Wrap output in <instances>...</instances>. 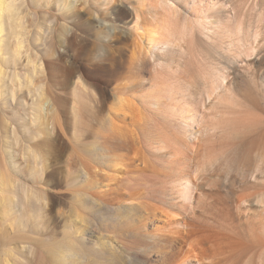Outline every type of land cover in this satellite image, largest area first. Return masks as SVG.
Segmentation results:
<instances>
[{"label": "rangeland", "instance_id": "374dc122", "mask_svg": "<svg viewBox=\"0 0 264 264\" xmlns=\"http://www.w3.org/2000/svg\"><path fill=\"white\" fill-rule=\"evenodd\" d=\"M7 1L9 18L1 34L8 46L0 50V69L8 80L7 86L0 85V164L5 158L9 174L0 167V182L9 175L11 199L21 205L27 233L24 246L11 243L10 263L25 258L38 264L39 253V264H200L188 243L200 236L207 249L212 245L201 264H264V179L247 177V200L204 184L177 203L182 209L164 206L153 200L150 189L159 186L152 176L168 155L160 146H148L138 133V126L152 119L149 123L158 124L154 128L170 145H202L201 163L216 158L225 167L223 175L253 158L264 145V0H167L171 5H165L166 11L154 1L161 5L157 15L151 13L158 23L152 15L154 25L145 28L157 24L151 31L171 35L169 40L176 43L158 54V73L151 62L147 65L153 70L146 66L150 71L143 73L147 78L160 75L155 77L160 82H147L142 91L154 90L159 106H150L138 93L128 92L121 100L120 93L112 92L107 107L94 118L77 98L87 94L88 104V92L94 90L87 73L69 88L60 87L59 81L72 60L103 52L107 32L89 24L102 0ZM122 18L131 21V16ZM65 36L71 40L64 42ZM146 39L130 36L133 45L129 41L122 50L125 66L134 62L132 56ZM119 47L112 44L115 55ZM73 88L76 100L70 94ZM65 89L70 95L61 112L57 102ZM112 131L125 141L122 148L105 142ZM18 185L23 190L16 193ZM213 191L220 194L217 200ZM171 216L188 222L176 240L165 235L170 228L182 229L168 222ZM7 229L15 235L16 221ZM72 248L77 256H62ZM4 258L0 255V261Z\"/></svg>", "mask_w": 264, "mask_h": 264}, {"label": "bare ground", "instance_id": "6f19581e", "mask_svg": "<svg viewBox=\"0 0 264 264\" xmlns=\"http://www.w3.org/2000/svg\"><path fill=\"white\" fill-rule=\"evenodd\" d=\"M80 1L81 0H76V2H80ZM154 1H157V0H134V2H130L128 0H102L100 2L101 8L97 7V9H95V11H92L93 13L90 14V15H92V19H91V23H89V24L94 26V27H97L98 32L101 31L100 33H102V31L107 32V35L102 33L106 36L104 38H106L107 43L101 44V45L99 44L100 47L103 49V52H101L99 54H94V53L92 54L89 52L88 55L85 54L86 56H84V57L82 56L83 58L80 61L72 60L70 62V66H67L65 71H62L63 73L60 74L61 75V82L59 81V83H61L60 87L65 88V85H66V87L69 88V84L73 83L74 80H80V81L82 80L83 81L82 77L85 76L84 74L87 73L88 79L91 80V82H89L88 84L94 86V90L92 89L94 92H92V90H91V92H88V101L89 102L87 104L84 101L87 98L86 97L87 94H86V96H84V94L83 95H77L78 96L77 97V96H75L78 93V92L77 93L75 92L76 89H74V88L71 89V91H72L71 93H70V91H67L68 89H65L63 91L64 94L62 93L63 95L60 93L62 95L60 98L56 95V97H58L57 103H58L59 111H61V112L64 111V109L66 107V102L69 100L70 94H71V96L73 94L72 98L75 100L77 98L81 99L82 109L83 110L88 109V117H91V118L96 117L98 114H100V112H102L107 107L108 95L111 94L112 92L113 93L114 92L120 93L122 95L121 100H124L123 95H126V93H128V92L132 93L133 95H135V93H138L139 95H137V96L139 98H143V100L148 102L150 104V106H153L155 108H157L159 106L160 103L156 101V96H153V94H152L154 92V90H152V92H150L148 94H144L142 91H144L143 89H144V86L147 84V82H149L152 85H156V82L158 81V80L155 81V77H157V73H158L157 72L158 69H156V68H158V66L155 68H154V66L156 63H159L161 61V60H158L159 55H160L159 53L161 52V55H163L164 53L162 54V52L167 51V49L171 43H172V46H174L173 44H176V43L171 42L173 39L171 41L169 40V37L171 35L169 36V35L164 34V36H163V34H160L158 31H153L156 28L155 26H158L157 24L154 27L153 26L151 28L149 27L150 30H148V28H145V25H148V24L154 25V24H152L151 20L154 18L156 20L157 16L155 17V14H152L154 16V18H153L151 13H152V11L156 12V10H158L157 7H159V5L161 3H162L161 4L162 8L164 7L163 9L165 11L168 8V6H165V5L173 4L172 3L173 1L171 2L168 0L169 2H171V4H169L167 0H159L160 2L159 1H157V2L160 4L157 6L156 5L157 2L154 3ZM251 3H253V1ZM163 4H164V6H163ZM190 5H191V3H190ZM187 6H189V5H187ZM9 7H10L9 1L0 0V35H1L0 36V50H1V48L6 50L7 46H8V41L2 38V34H3L2 31L5 30V26L7 25V22H8L9 17H8L7 11L9 9ZM165 7H167V8L165 9ZM173 7L171 9V6H170V10H173V9L176 10L174 5H173ZM183 7H185V6H183ZM180 10H181V8H180ZM182 11L186 12L185 10H183V8H182ZM158 12H156V15ZM190 13H192V12H190ZM148 14H150V17L151 16L152 17L150 18L148 16ZM187 14L188 13H184V14H182V16H184L186 18ZM122 16L123 17L125 16V18H127L128 16L130 18V16H131V21L128 22V21H126V19L123 20ZM189 16L190 15H188L187 18ZM177 18H178V16H177ZM196 18H194V19H196ZM181 19H180V22H181ZM194 19H192V20H194ZM157 20H158V18H157ZM157 20L156 21L153 20L154 21L153 23H156ZM185 20L183 18V21L181 22L184 25H186L185 22L188 21V19L186 21ZM192 20H190V21H192ZM200 20H204V19H200ZM197 21H198V18H197ZM205 21H206V19H205ZM193 22H195V21H193ZM199 22L200 23L198 24V26H200L202 23L201 21H199ZM89 24H88V28L89 27L91 28V26H89ZM182 24L179 26L181 27ZM211 24H212V22H211ZM213 26H216V25H213ZM184 27L185 26H183V28ZM152 28H153V30H152L153 32L151 31ZM166 30H167V32H170L168 30V27ZM166 30H163V31L166 32ZM171 30H173V29L171 28ZM203 30L205 31V29H202V31ZM244 30H246V29H244ZM140 31H142V32H140ZM154 32H156V33L158 32L160 35L157 33L158 34V36H157L156 33L154 34ZM165 32H163V33H165ZM72 34H70V35L72 36ZM135 34H136V36H139V37H142L145 35V37L147 38L146 39V45L143 46V48L141 46H139L138 51L137 50L135 51L136 55L132 56V57L136 56L135 59L133 58L134 62L130 63L128 66L127 65L125 66V64L122 60V50L125 49L124 47L125 46L127 47V45H129L130 43L133 45L132 41L130 40V36L132 37V35H135ZM167 36H168V38H167ZM255 36H253V37H255ZM257 36H258V34H257ZM67 37L68 36H65L64 42L68 41ZM94 37H96V36H94ZM72 38H73V36H72ZM177 38H178V36H177ZM96 39H100V38H96ZM245 39H244V41H245ZM254 39H257V38H253L252 40L254 41ZM252 40L250 41L251 44H252ZM129 41H131V42L129 43ZM241 41H242V38H241ZM174 42H177V41L174 40ZM103 43H105V41ZM116 43H118L120 47L118 48L117 54L115 55L114 50H113L114 48H111V46H112V44H116ZM179 43H181V42H179ZM240 45L242 46V44H240ZM177 46L178 45H176V47ZM179 46H180V44H179ZM252 46H254V45L252 44ZM140 47H141V49H140ZM182 47H183V45H182ZM250 48H252V55L254 56V58L258 59L259 54L254 53V52H256L255 50H257V49H254L255 46L250 47ZM135 52H134V54H135ZM61 53L60 54L57 53L58 54L57 57L58 58L60 57V59L63 56ZM160 58H161V56H160ZM149 62L152 63V64L151 63L150 64L153 66L154 71L156 69L155 72H157L155 74L154 78H152L153 75L150 76L151 78H147L143 74L144 71L145 72L147 71L145 69H147L146 66L148 67L147 63H149ZM212 63H210V64H212ZM48 64L50 65V63H46L47 69H49ZM68 64H69V62H68ZM214 64H215V62H214ZM157 65H159V64H157ZM210 66H212V65H210ZM151 67H148V68H151ZM215 67L216 66H214V68ZM153 68H151V69L153 70ZM215 69H217V68H215ZM148 71H150V70H148ZM1 72H2V77H0V83H1L0 85L7 86V83H8L7 72H6V70L1 71V69H0V75H1ZM49 72L50 71L48 70V73ZM152 74H154V72ZM207 75H209V74H207ZM160 80H162V79L160 78ZM158 82H160V81H158ZM49 91H51V90H49ZM49 91H48V93H49ZM125 118H126L125 115L121 117L122 120H124ZM151 120H146L144 123L139 125L138 126V133H139V139L140 140L142 139V141L147 143L148 146H151V147H152V145L160 146V149L158 147V148H156V150L157 149L163 150V151L166 150L165 153L168 155V156L163 157V162L161 161V165L163 167L161 166L159 171L156 170V173H154V175L152 176V179L155 182H158L159 186H157V187L154 186L150 189L151 190L150 196L153 197V200L158 201L160 204H162L164 206H169V207H175L176 206V208H178L180 210V209H182L183 206L178 205L177 203L180 200L190 199L192 191L197 190L199 187H202L204 184L210 185L213 188L214 187H223L228 193L236 194V196L239 199L247 200L248 199L247 196L250 195V194L248 195V194L244 193V191L248 187H250L249 184L247 185V183H248L247 177L250 176L249 178H253V177H256L258 174V177H256V180H258L260 177H261L260 179H264V145H260L261 150H260V147H258V150L254 154L252 159L247 158L246 160L243 161V163H238L237 168L235 169V172L233 171L231 173L227 169V171L225 170V175H223L225 167L223 168V166L219 163L220 161L217 160L216 158L214 160H209L205 164L201 163V154L203 153L202 152V145H199L198 143H197L198 145H183V144L182 145H180V144L179 145H173V144L170 145L168 140L170 142H172V141L170 139H168L167 136H162L163 134L161 132H159L156 128H154L158 124L155 126L152 125L151 123H149V121H151ZM154 123L156 124V122H154ZM160 123H162V122H160ZM159 128L161 129L160 126L158 127V129ZM164 129H165V127H164ZM158 133H161L162 135H160ZM118 134L119 133H116V131H115V133L112 131L109 136L105 137V142H107L108 145H111V146L115 145V148H118V149L122 148V145H125V141L123 140V138L121 140L118 137ZM164 135H166V133ZM176 136L177 135H175V137ZM175 137H174V139H175ZM169 138H170V136H169ZM172 139H173V137H172ZM175 141L177 143H179L180 140L178 141V139H177ZM203 150H204V146H203ZM3 154H4V152H3ZM3 157H5V156H3ZM3 161H5V162H3ZM3 161H1L2 164H0V167L2 168V170L4 169L3 171H6V173H7L8 167L6 165L5 158L3 159ZM8 174H9V172H8ZM8 174L4 175L3 179L0 182V203H1L0 204V230H1L0 231V255H2V256L4 255V257H5L3 259V261H0V264H11L10 259H9L10 258L9 252L11 249L10 248L11 243H13V241H16V243H19L21 245L20 247H22V246H24V244L26 242V237H27V233L25 232V226H26L25 221H24L25 218L22 216V213L20 214V212L22 210L20 209L21 211H19V208L21 205L19 204L20 206L17 207V204H14L12 199H11V193L13 191L11 189L10 179H9ZM138 177L144 179V177L146 178L147 176L139 175ZM134 178H135L134 176L127 178L128 183H129V181H133L132 179H134ZM154 181H153L152 185L155 184ZM21 183L22 182H20V185H21ZM139 183L137 182L134 185L139 186ZM256 183H258V181ZM20 185H18V189H16V193H17V190H20V191L23 190L21 187L24 184L22 186H20ZM211 195L213 197H216V200H217V197H220V194L217 193L216 191L211 192ZM19 197L17 196V199ZM17 201H19V200H17ZM11 220H15L16 225H17V232L13 236L9 233V230L7 229V225ZM168 222H170V224H177V225L182 226V229L180 227L179 228L176 227L174 231H172L170 228V229H168V234H165L167 238L175 239V240L179 236H182L183 231H184V227L188 225V222H183V219H182V222H180L178 220V218H175L174 216H171L170 219L168 220ZM175 233H176V235H174ZM191 235L192 234H189V237H191ZM204 236H206V235H204ZM189 237H187L185 240L188 241ZM207 238H208V236H207ZM182 239H184V238H182ZM204 239L200 238V236H196L190 242H188L191 246V251L194 252L196 250L195 251L196 254L195 255L193 254L192 258H194L195 261L197 263H200V264L204 263V258L206 257V254L208 252L207 250L209 249L210 246L212 247V245H210L207 249L205 246V243L207 241L205 242ZM35 241H38V240L35 239ZM76 241H79V239L78 240L76 239ZM210 243H211V241H210ZM217 247H219L218 244H217ZM71 250L72 251L69 255H67L64 252V253H62L63 254L62 256L68 257V258L75 256V255L77 256L76 250L74 248H72ZM197 252H200L201 254L198 255ZM19 253H21V255L23 254V252H19ZM38 255L40 258H38L39 260L36 259V261H38V264H39V261L41 260L42 255L39 253H38ZM31 263L32 262L30 260H26L24 258L23 260H21V259L15 260V262L13 264H31ZM35 263H37V262H35ZM186 264H188V263H186Z\"/></svg>", "mask_w": 264, "mask_h": 264}]
</instances>
